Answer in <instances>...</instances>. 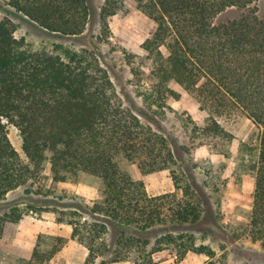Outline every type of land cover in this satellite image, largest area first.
Here are the masks:
<instances>
[{"label": "trees", "instance_id": "obj_1", "mask_svg": "<svg viewBox=\"0 0 264 264\" xmlns=\"http://www.w3.org/2000/svg\"><path fill=\"white\" fill-rule=\"evenodd\" d=\"M254 1L105 0L100 17L133 2L154 22L153 32L142 43L151 59V85L140 93L146 107L163 109L167 97H178L170 86L177 84L212 97L227 96L260 129L257 144H239L236 168L253 175L247 233L264 248V20L250 9ZM7 5L61 35L81 34L90 14L87 0H8ZM230 6L245 11L213 24V18ZM100 53L94 46L68 52L63 59L55 52L31 50L14 37L9 21L0 22V200L48 161L54 181L79 173L101 181V201L84 205L90 221L82 220L77 209L56 215V221L69 225L72 237L86 247L83 264H94L98 257L97 264H154L152 255L163 249L180 260L188 252L213 258L210 247L196 245L184 230L200 219L201 189L193 176L185 178L181 164L176 166L166 138L122 105ZM4 119L18 128L28 163L12 147ZM202 131L211 138L231 137L212 118ZM123 161L135 164L141 173L173 167L170 177L180 193L148 195L143 182L122 168ZM17 218L0 216V236L3 223ZM52 254L44 256L34 249L30 258L16 264H43Z\"/></svg>", "mask_w": 264, "mask_h": 264}, {"label": "rangeland", "instance_id": "obj_2", "mask_svg": "<svg viewBox=\"0 0 264 264\" xmlns=\"http://www.w3.org/2000/svg\"><path fill=\"white\" fill-rule=\"evenodd\" d=\"M7 1L0 0V22L9 21L14 37L23 40L31 50L55 52L65 59L68 52L98 46L101 64L108 71L122 105L166 138L175 152L176 166L181 164L185 178L193 176L201 189L204 208L200 219L184 230L192 235L196 245L210 247L215 253L213 258L188 252L180 260L163 249L152 255L154 264H264V248L247 233L253 175L236 168L239 144H257L260 129L227 96L216 94L212 97L207 91L187 90L177 84L170 86L178 97H167L163 109L154 108L156 111H153L146 107L140 93L151 85V59L142 43L155 25L133 2L102 19L100 7L105 0H87L90 14L84 31L77 35H61L46 31L9 7ZM250 9L264 20V0H255ZM244 11L236 6L227 7L212 22L217 25L230 21ZM160 50L167 54L165 47ZM211 118L231 135L229 139L211 138L202 131ZM3 122L12 147L28 163L18 128L5 119ZM121 164L134 179L143 182L150 196L172 191L180 193L170 177L173 167L141 173L135 164L125 161ZM101 187L99 178L86 173L54 181L50 165L44 161L37 174L0 200V216L4 213L18 216L15 222L3 223L0 264H16L20 258L28 259L34 249L44 256L53 253L43 264H83L88 252L86 247L72 237L69 225L56 221V215L60 210L77 209L82 220L90 221L92 217L84 205L101 201ZM104 238L107 240L108 235ZM99 260L100 257L94 264ZM112 264L134 263L126 260Z\"/></svg>", "mask_w": 264, "mask_h": 264}, {"label": "crops", "instance_id": "obj_3", "mask_svg": "<svg viewBox=\"0 0 264 264\" xmlns=\"http://www.w3.org/2000/svg\"><path fill=\"white\" fill-rule=\"evenodd\" d=\"M18 225H21V223H19Z\"/></svg>", "mask_w": 264, "mask_h": 264}]
</instances>
